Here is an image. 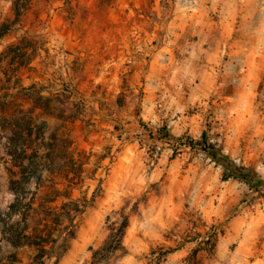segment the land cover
Instances as JSON below:
<instances>
[{
	"label": "rangeland",
	"instance_id": "374dc122",
	"mask_svg": "<svg viewBox=\"0 0 264 264\" xmlns=\"http://www.w3.org/2000/svg\"><path fill=\"white\" fill-rule=\"evenodd\" d=\"M11 138L82 206L57 264H264V0H0L4 212Z\"/></svg>",
	"mask_w": 264,
	"mask_h": 264
},
{
	"label": "trees",
	"instance_id": "16d2710c",
	"mask_svg": "<svg viewBox=\"0 0 264 264\" xmlns=\"http://www.w3.org/2000/svg\"><path fill=\"white\" fill-rule=\"evenodd\" d=\"M24 143L22 138H11L7 146V156L10 157L13 168L18 170L8 168L9 190L14 198L5 212L0 211L2 241L14 250L29 248L33 255L26 264H50L53 258L54 264H57L76 236L75 217L82 211V206L72 198L74 187L71 185L62 188V184L56 182L49 186L35 183L33 187L34 179L41 178L43 174L33 165L24 164L29 160ZM201 144L205 147L207 145L205 134ZM224 166L229 173L228 177L242 175L246 180L251 179L232 163H225ZM128 226L129 220L123 218L116 233L111 234L107 248L112 253L123 248V238ZM97 255L95 253L94 257ZM10 259V264H23L16 253Z\"/></svg>",
	"mask_w": 264,
	"mask_h": 264
}]
</instances>
